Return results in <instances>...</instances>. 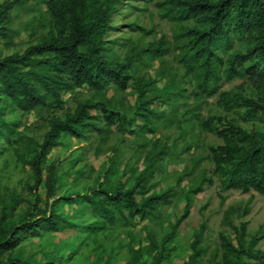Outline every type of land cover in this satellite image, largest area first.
I'll return each instance as SVG.
<instances>
[{
    "label": "rangeland",
    "instance_id": "374dc122",
    "mask_svg": "<svg viewBox=\"0 0 264 264\" xmlns=\"http://www.w3.org/2000/svg\"><path fill=\"white\" fill-rule=\"evenodd\" d=\"M103 1L111 8L104 53L110 64L128 60L126 86L80 85L61 93V107L29 110L3 97L0 211L10 221L22 217L34 197L27 160L47 119L62 117L83 99L92 103L89 112L95 127L84 129L79 137L61 133L41 162L42 175L48 163L55 166V194H84L97 183L128 187L142 173L136 198L164 189L169 195L143 217L114 213L113 221L85 200L60 203L55 211L65 222L56 230L24 237L9 253L34 264H152L157 255L158 264H179L191 253L196 235L192 264H226L218 234L233 239L241 222V243L261 233L254 248L264 252V195L253 189L222 188L208 152L209 144L221 142L214 132L216 116L245 130H264L262 112L247 116L243 106L226 107L219 99L221 91L239 92L264 105V80L224 69L228 54L244 51L246 37L231 32L226 42H215L210 62L214 78L206 79L202 88L200 60L184 34V28L195 23L193 18L171 9L169 0ZM10 21L8 34L0 38V55L19 52L52 29L42 0L15 3ZM101 106L114 114L113 122L101 115ZM43 189L37 184L39 204ZM186 200L187 213L175 223ZM241 261L256 264L244 255Z\"/></svg>",
    "mask_w": 264,
    "mask_h": 264
},
{
    "label": "trees",
    "instance_id": "16d2710c",
    "mask_svg": "<svg viewBox=\"0 0 264 264\" xmlns=\"http://www.w3.org/2000/svg\"><path fill=\"white\" fill-rule=\"evenodd\" d=\"M21 0L0 2V38L9 31L11 11ZM50 13L52 29L39 41L26 45L19 52L0 55V103L8 98L16 107L29 110L35 107H61V93L80 85L101 88L113 82L124 88L128 79L125 73L128 60L110 64L103 47V34L110 27L108 23L110 6L103 0H42ZM171 9L183 17H191L194 24L184 28V34L199 61V86L204 87L206 79L214 78L210 62L215 55L212 46L216 41L226 42L231 32L244 35L248 44L243 52L227 55L224 69L229 73L247 74L264 80V0H169ZM237 67V68H236ZM139 95H142L140 90ZM219 99L226 107L243 106L247 116L258 112L264 114V105L239 92L228 95L219 92ZM141 101V100H140ZM145 102V100H142ZM92 107L87 99L75 103L71 111L62 117L52 115L37 142L34 153L29 157L34 191L33 201L24 210L22 217L10 221L0 211V264H34L27 258L11 255L9 252L24 237L38 236L42 232L56 230L65 218L55 211L60 203L77 200L87 201L99 210L109 221L115 214L127 217H143L156 203L166 201L169 191L144 194L136 198L142 179L139 173L132 185L122 187L119 183L111 188L99 183L89 187L84 194H55L56 172L52 162L41 174V162L61 133L79 137L83 130L95 127L91 120ZM107 122L114 121V114L100 107ZM214 132L221 142L208 145L213 163L212 170L218 175L222 188H237L242 191L253 189L264 195V130L243 129L221 116ZM206 123L210 122L207 118ZM6 128L4 110L0 105V129ZM43 185V201L35 193L37 184ZM185 201L177 223L188 210ZM244 222L234 230V237L218 234L219 244L226 264H242L241 256L264 264V252L254 248L263 237L254 232L245 245L241 243ZM196 235L191 242V253L179 264H192L196 257ZM131 258L133 263L138 255ZM157 255L152 264H158ZM47 264H52L51 262Z\"/></svg>",
    "mask_w": 264,
    "mask_h": 264
}]
</instances>
